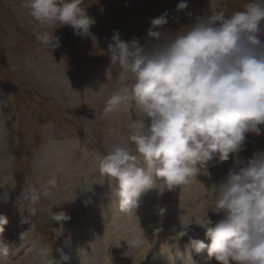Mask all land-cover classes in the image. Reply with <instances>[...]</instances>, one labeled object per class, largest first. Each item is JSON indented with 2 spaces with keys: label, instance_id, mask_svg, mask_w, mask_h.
Here are the masks:
<instances>
[{
  "label": "rangeland",
  "instance_id": "rangeland-1",
  "mask_svg": "<svg viewBox=\"0 0 264 264\" xmlns=\"http://www.w3.org/2000/svg\"><path fill=\"white\" fill-rule=\"evenodd\" d=\"M186 2L188 8L177 11L180 0H83L82 7L96 21L90 34L79 36L71 26L58 27L60 46L52 49L32 34L23 0H0V214L8 219L3 238L10 245L5 264H123L127 254V264H218L206 250L196 253L189 241L210 243L195 222L202 221L206 211L213 222L220 218L209 193L235 166L231 154L228 161L210 163V176L201 173L190 184L162 193L144 192L129 212L130 230L128 223L122 226L126 235L113 220L118 218L115 206L111 209L116 204L111 197L115 181L99 170V161L113 145L135 150L127 139V125L139 113L138 108L130 110L127 101L104 113L106 100L121 86L107 54L114 31L122 40L138 38L151 46L150 21L165 11L169 16L164 27L172 35L209 12L210 0ZM211 2L230 15L249 0ZM256 152H264V133H247L238 156L247 160ZM54 175L57 188L41 197L37 215L28 216L27 205L20 208L17 201L22 189L39 188ZM51 207L69 219L52 222ZM187 224V235L179 238ZM90 225L96 237L85 240ZM52 228H62L61 235L56 237ZM165 229L174 237L160 245L157 236ZM136 235L146 240L133 252L126 241Z\"/></svg>",
  "mask_w": 264,
  "mask_h": 264
},
{
  "label": "clouds",
  "instance_id": "clouds-1",
  "mask_svg": "<svg viewBox=\"0 0 264 264\" xmlns=\"http://www.w3.org/2000/svg\"><path fill=\"white\" fill-rule=\"evenodd\" d=\"M82 4L83 0H23L22 7L31 18L36 40L54 49L60 46L58 27L71 26L79 36L90 34L96 21ZM187 8L186 0L176 6L177 11ZM168 16L165 11L150 21L151 46L138 38L122 40L118 31L108 44L110 66L116 68L121 86L106 100L104 113L126 101L139 113L127 125V139L135 150L113 145L99 161L100 173L115 181L111 197L127 213L138 206L144 192L162 193L190 184L201 173L210 176V163L228 161L231 154L235 166L209 193L220 218L213 222L206 211L205 218L195 222L205 229L210 243L198 239L189 243L198 254L206 250L218 264H264V152L247 160L238 156L247 133H264L260 127L264 125V0H249L243 10L230 15L210 0L209 12L197 16L178 35L165 29ZM57 185L54 175L39 188L22 189L17 198L20 208L27 205L28 216L37 215L41 197L51 196ZM51 209L52 222L69 219ZM7 223L0 214V264L10 255L3 238ZM189 224L179 238L187 235ZM52 232L58 237L62 228ZM126 243L128 250H134L144 240L135 236Z\"/></svg>",
  "mask_w": 264,
  "mask_h": 264
},
{
  "label": "bare ground",
  "instance_id": "bare-ground-1",
  "mask_svg": "<svg viewBox=\"0 0 264 264\" xmlns=\"http://www.w3.org/2000/svg\"><path fill=\"white\" fill-rule=\"evenodd\" d=\"M115 209V208H114ZM114 212V211H113ZM117 213H119V212H116V214ZM114 220V219H113ZM172 223V222H171ZM168 227V226H167ZM89 228L91 229V231H86L85 233H84V239L85 240H88V239H92V240H94L95 239V237H96V232H95V228H94V226L93 225H90L89 226ZM115 228V227H114ZM167 229V228H166ZM161 230L160 231V235H158L157 236V240H158V242H159V244L160 245H163L164 243H167V240H168V238L170 239L171 237H174V235L171 233V231H168V230ZM87 233V234H86ZM170 240H172V239H170ZM135 251H137V249L136 250H134L133 252H135ZM132 252V253H133ZM121 253H130L131 254V252H123V251H121ZM145 253V252H144ZM120 254V253H119ZM187 253H184V255H186ZM117 256H118V253H117ZM128 258H129V254H127V255H125V257L122 259V263L123 264H127L128 263V261H126V259L128 260Z\"/></svg>",
  "mask_w": 264,
  "mask_h": 264
}]
</instances>
